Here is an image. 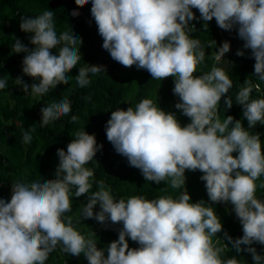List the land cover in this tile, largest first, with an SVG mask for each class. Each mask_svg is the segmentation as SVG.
I'll use <instances>...</instances> for the list:
<instances>
[{
	"label": "clouds",
	"instance_id": "obj_1",
	"mask_svg": "<svg viewBox=\"0 0 264 264\" xmlns=\"http://www.w3.org/2000/svg\"><path fill=\"white\" fill-rule=\"evenodd\" d=\"M90 2L103 49L123 67L147 71L152 80L174 78L175 108L190 121L182 125L174 112L145 98L111 112L105 126L107 140L146 181L165 184V192L182 191L176 198L161 195L149 200L136 195L116 200L103 180L92 191L94 172L86 165L103 144H97L94 134L78 130L66 150L58 149L54 179L14 182L10 201L0 198V264H46L58 247L73 257L83 255L88 264H241L234 256L222 257L225 248L219 240L225 239L219 234L224 225L213 207L220 203L231 205L243 232L235 239L225 233L226 245L238 254L249 253L254 264H264V255L254 247L264 246V199L256 196V181L264 177V144L260 133L250 131L264 125V98H252L260 83L253 85L247 78L237 88L235 100H224L227 110L234 103L242 106L243 119L227 115L221 120L218 114L222 98L234 87L228 69L238 38L255 61L252 75L264 82V0H75L78 8ZM79 13L72 10L74 16ZM197 19L203 21V31L215 19L221 30L236 35L232 45L225 32L219 47L215 39L208 44L207 48H215L209 71L198 68L206 51L199 39L190 36ZM19 26L34 34L30 43L35 47L29 49L15 39L12 52L25 54L22 71L38 81L28 85L17 77L23 91L43 96L69 84L73 78L69 73L81 59L83 38L72 28L57 35L53 10L35 18L23 16ZM236 55L243 57L245 52L238 50ZM105 71L106 66L87 63L79 67L75 81L85 88L90 75ZM6 86L7 79L0 78V89ZM40 111L41 126H48L70 114L72 104L64 97ZM78 119L72 115L70 122ZM34 131L30 127L24 132L23 143L32 142ZM186 171L202 173L208 201L192 202ZM85 194L88 202L74 221L69 215L72 198ZM97 205L99 212L94 211ZM87 219L122 225L118 239L99 248L98 241L77 230L76 225ZM213 237L219 238L213 241ZM129 239L139 247L130 248Z\"/></svg>",
	"mask_w": 264,
	"mask_h": 264
},
{
	"label": "trees",
	"instance_id": "obj_2",
	"mask_svg": "<svg viewBox=\"0 0 264 264\" xmlns=\"http://www.w3.org/2000/svg\"><path fill=\"white\" fill-rule=\"evenodd\" d=\"M73 9L80 11L78 16L72 15ZM90 9L91 2L83 8H78L75 0H0V78L7 79V86L0 89V198L10 201L11 186L14 182L33 180L42 182L54 179L59 163L58 149L66 150L68 143L74 139L72 134L78 130H86L89 134H94L97 144H103L102 150L97 153L95 159L86 165L94 172L92 191L97 190L96 182L100 180L105 182L106 188L110 189L116 200H126L136 195L149 200L161 195H171L176 198L182 191V189L168 188L165 192L162 191L166 187L165 184L156 185L154 182L146 181L140 170L129 166L127 159L117 154L113 145L108 142L105 126L110 119L111 112L117 108L126 110L145 98L152 99L157 107H161L166 112H174L182 125L190 121L175 108L178 97L172 91L174 78L169 77L163 81L152 80L147 71L137 70L136 66L123 67L110 57V54L102 47L103 39L98 34ZM45 10L54 11L57 35L64 31H71L72 28L77 36L83 38V44L80 46L81 59L77 67L69 73L73 77L69 84H60L43 96L34 97L30 93H25L22 85L17 84L15 79L22 77L28 85L38 83V81L23 73L22 61L25 54H15L11 47L15 39H19L29 49L35 47L30 43V37L34 34L21 31L20 18L23 16L35 18ZM193 11L199 18V12L195 9ZM192 23L195 27L192 28L190 36L193 39H199L206 51L205 61L198 68L209 71L215 61L211 56L215 48H207V46L215 39L219 47L222 44V34L228 31L221 30L215 19L209 22L207 31H203V21L197 19ZM233 32L236 31L233 30ZM243 43L238 38L237 46L230 56L228 74L233 80L234 87L226 97L222 98L218 113L221 120L227 115H232L237 120L243 119L242 106L234 103L233 107L227 110L224 100L227 97L235 100L237 88L247 78L252 81L253 85L256 83L261 85L259 92L253 89L252 98H264V82H260L252 75L255 61L250 58V50L243 49ZM238 50H244L245 55L237 56ZM53 52L58 53V49H54ZM87 63L106 66L107 72H101L95 76L90 75V85L80 88L75 81V76L78 75L79 67ZM64 97L71 101V113L48 126H41L40 109L52 102H59ZM72 115L78 116L76 123L70 122ZM243 122L247 127V121ZM30 127L35 128V131L31 132L33 140L30 144H25L23 134ZM250 131L260 133L262 144H264V125H257ZM201 175L199 171H186V188L194 203L201 199L208 201L205 182L201 181ZM262 183H264V177L256 181L258 185L256 196L260 199H264V187H259ZM87 202V194L72 198L73 212L69 215L73 216L74 221L80 215L82 204ZM213 207L224 225V231L219 234L225 239L224 243L227 242L225 233L234 239L241 237L243 232L235 213L230 211L231 205L220 203ZM94 211H100L99 205ZM76 227L87 238L98 241L99 248L106 249L107 244L118 239L117 229L122 225H111L110 222L102 224L95 219H87L77 224ZM218 238L213 237V241ZM219 245L225 248L223 258L234 256L241 264H254L249 253L238 254L231 249L230 245L224 246L221 240H219ZM129 246L130 248L139 247L130 239ZM254 247L261 255H264V246L256 244ZM46 264H88V262L83 255L73 257L64 254L58 247L50 254Z\"/></svg>",
	"mask_w": 264,
	"mask_h": 264
},
{
	"label": "crops",
	"instance_id": "obj_3",
	"mask_svg": "<svg viewBox=\"0 0 264 264\" xmlns=\"http://www.w3.org/2000/svg\"><path fill=\"white\" fill-rule=\"evenodd\" d=\"M228 37H229V42H230V44L232 45V42L234 41V39H235V35L231 32V31H228ZM223 59H229V56L227 57V56H225ZM224 244V246H226V243H223Z\"/></svg>",
	"mask_w": 264,
	"mask_h": 264
},
{
	"label": "built area",
	"instance_id": "obj_4",
	"mask_svg": "<svg viewBox=\"0 0 264 264\" xmlns=\"http://www.w3.org/2000/svg\"><path fill=\"white\" fill-rule=\"evenodd\" d=\"M240 228H241V231H242V226H241V224H240ZM215 242H217V241H215ZM215 242H214V243H215Z\"/></svg>",
	"mask_w": 264,
	"mask_h": 264
},
{
	"label": "rangeland",
	"instance_id": "obj_5",
	"mask_svg": "<svg viewBox=\"0 0 264 264\" xmlns=\"http://www.w3.org/2000/svg\"><path fill=\"white\" fill-rule=\"evenodd\" d=\"M235 37H236V35H235Z\"/></svg>",
	"mask_w": 264,
	"mask_h": 264
},
{
	"label": "bare ground",
	"instance_id": "obj_6",
	"mask_svg": "<svg viewBox=\"0 0 264 264\" xmlns=\"http://www.w3.org/2000/svg\"><path fill=\"white\" fill-rule=\"evenodd\" d=\"M78 12V11H77Z\"/></svg>",
	"mask_w": 264,
	"mask_h": 264
}]
</instances>
